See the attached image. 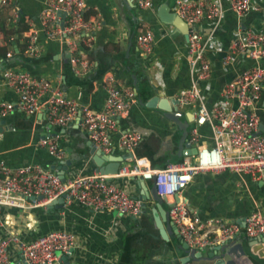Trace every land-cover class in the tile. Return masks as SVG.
<instances>
[{
    "label": "built area",
    "instance_id": "built-area-1",
    "mask_svg": "<svg viewBox=\"0 0 264 264\" xmlns=\"http://www.w3.org/2000/svg\"><path fill=\"white\" fill-rule=\"evenodd\" d=\"M135 3L145 8L151 0H135ZM0 6L9 7L8 21L13 23L19 12L14 0H0ZM225 7L239 19L246 11L257 10L259 4L256 0H175V13L188 25L202 19L216 24ZM85 8L84 0H43L38 26L27 18V28L20 31L19 40L25 42L23 53L29 57L40 56L42 42L37 34L40 31L43 37L63 45L73 72L86 74L89 60L79 49L90 44L92 31L99 22L92 15H85ZM10 37L0 32V45ZM151 42L149 28L142 29L135 39L143 53L150 51ZM211 44L217 47L211 29L205 34L197 29L188 31L185 55L189 83L174 94L177 107L191 112L193 124L187 140L196 146L195 153L157 167L147 156L132 154L140 136L134 130H126L118 135L117 144L131 153L132 160L123 158L116 173L110 175L95 170L73 173L61 180L57 171L38 162L8 165L0 159V211L25 212L63 195V203L75 200L93 210L113 209L135 216L141 212L142 198L128 193L114 179L136 176L151 180L155 194L168 202V218L188 248L201 249L230 240L237 231L236 223L217 217L200 219L195 212L187 210L179 193L193 175L203 171L247 173L255 179L264 176V130L258 127L255 112L258 99L264 93V66L257 62L264 58V18L259 27L236 28L221 58L222 65L240 55L254 62L226 81L219 90L220 99L209 107L202 86L210 77L211 64L206 51ZM12 53L8 47L4 58L0 57V84L13 90L15 100L0 99V119L18 108L29 114L42 113L48 125L76 121L93 147L108 152L110 134L116 129L118 119L125 115L133 93L120 88L104 73L101 77L106 90L103 104L100 108H91L65 94L57 81L14 66V60L10 59ZM231 101H234L232 105ZM261 109L264 115V101ZM203 124L209 129L208 141L201 138L199 126ZM37 144L57 159L64 155L57 134H45L38 138ZM9 221L10 216L0 212V264H52L56 251L66 253L74 243L75 236L70 230L50 227L25 235L8 227ZM243 222L247 236L264 235V211L259 206L244 215Z\"/></svg>",
    "mask_w": 264,
    "mask_h": 264
},
{
    "label": "crops",
    "instance_id": "crops-1",
    "mask_svg": "<svg viewBox=\"0 0 264 264\" xmlns=\"http://www.w3.org/2000/svg\"><path fill=\"white\" fill-rule=\"evenodd\" d=\"M84 1L85 15H92L99 23L92 31L90 44L79 49L89 60L87 73H78L82 78L79 83L64 85L63 63L67 61L68 53L61 43L43 37L40 31L37 33L42 42L40 57L45 58L39 63L13 59V65L57 81L65 94L75 98L78 103L95 109L102 106L106 95L101 77L104 73L110 75L115 84L122 89H129L134 98L125 115L118 119L116 129L111 132V149L106 153L128 154L129 151L118 146L117 137L123 131L134 130L140 138L132 154L147 156L157 167L166 162L182 160L185 154L181 153L183 146L179 148L177 145L180 138V134L176 132L178 126L165 116L167 110L163 107L171 106L164 96L166 81L175 79L183 69L180 87L189 83L184 25L174 26L161 20L157 10L165 0H151V4L145 8L137 7L135 0ZM256 1L259 8L255 11L264 9V0ZM14 4L38 26V14L43 0H14ZM172 8L175 12V2ZM8 12L9 7L0 6V20L6 22ZM243 15L237 19L225 7L218 23L213 24L206 19L199 22L202 34L207 33L210 27L211 34L217 41V47L208 45L206 51L211 72L202 88L206 105L209 107L220 99L219 90L222 85L254 62L253 59L240 55L225 65L221 63L223 53L239 27L238 23L243 20ZM262 20L263 17L251 16L245 26L259 27ZM234 21H237L235 28ZM219 26L224 29L222 33L217 29ZM144 28H149L152 32V44L148 53L141 52L135 44L136 36ZM257 62L264 66V58L258 59ZM95 69L103 74L93 77ZM151 96H155L157 102L153 106L146 105V100ZM0 99L13 101L15 94L11 88L0 84ZM180 110V119L185 120L184 113L188 111ZM0 120V159L6 164L38 162L57 173L62 172L64 177L73 173L95 171L96 166L87 145L89 139L76 121L60 126L48 125L42 113L29 114L18 108L12 109ZM199 131L201 138L208 141V126H199ZM45 134H57L58 143L64 149L61 158L51 156L37 144L38 138ZM173 153L177 154L175 160H171ZM128 158L125 161L132 160ZM66 159L69 160L68 164L65 163ZM63 164H66L64 168ZM114 180L124 186L131 195L138 196L141 189L146 195L142 198L145 211L141 210L134 216L118 213L113 209L93 210L70 200L67 203L61 202L60 206H48L47 203L29 208L25 212L13 209L0 212L10 216L8 227L23 231L25 235L50 227L72 231L75 236L72 247L66 253L56 251L57 257L52 264H115L123 244L127 247L128 243L127 264H184L181 258L186 252L181 245V238L168 218V202L165 199H159V203L164 210L165 217L161 224L167 238L160 235L153 222L155 217L159 216L160 208L155 206L157 199L150 195L151 180L136 176L115 177ZM141 180L147 193L144 192ZM179 196L185 201L187 210L195 212L200 219L217 217L237 224V231L233 233L231 240L241 243L242 246L231 253L234 264H239L233 257L238 253L244 258L240 264H264V256L250 251L247 244L249 236L243 229L244 215L255 206L264 211V176L255 179L247 173L236 174L227 170L203 171L192 176ZM25 229L29 230L25 232ZM216 244L222 245L223 250L227 246L226 243ZM214 245L199 250L202 255L208 251L215 252ZM214 261L189 259L188 263L214 264Z\"/></svg>",
    "mask_w": 264,
    "mask_h": 264
},
{
    "label": "water",
    "instance_id": "water-1",
    "mask_svg": "<svg viewBox=\"0 0 264 264\" xmlns=\"http://www.w3.org/2000/svg\"><path fill=\"white\" fill-rule=\"evenodd\" d=\"M175 0H165L158 8L157 12L159 17L161 18V20L165 21V22H169L171 24H173L174 26H182L183 27V36L185 39H187V33L190 29H199L202 30L200 27V23H192L190 25L186 24L181 18H179L178 15L175 14V12L173 11L172 5L174 4ZM61 15H63V12H59ZM251 16H257L259 18H264V9L260 10V11H255V10H249L246 11L243 15V20L240 21L239 27L240 28H245L246 24L248 23V21H250ZM223 26V25H221ZM219 26L217 29L219 31V33L223 32V27ZM237 26V21H234L233 24V28H235ZM227 28V27H226ZM211 28L209 27V30ZM5 60L2 61V64H5ZM182 73H183V69L180 70L178 72V75L176 76V78L172 79L170 82L166 81L165 83V88H164V96L165 99L167 100L166 102L170 103L171 106H169V108H167L166 106H164L163 108H165L167 111L165 113V116L167 118H169L170 120H172L180 129H181V133H180V138L179 141L177 143V145L179 146V148H181V153L188 155L190 153H195L196 151V146L192 145L188 140H187V124L188 122H191L192 119V115L191 112L188 111L186 113H184L186 119L185 120H181L180 116L182 114V111L177 107L176 105V98L174 97V94L176 92V89L178 87H180L182 85ZM154 89V88H153ZM264 101V94L258 99L257 102V107L255 109L256 114L258 115V127L261 130H264V115L262 112V103ZM157 102V99L155 96H151L150 98H148L146 100V105L149 106H153L155 105V103ZM1 122V120H0ZM90 141H87V145L89 146V152L92 153V159L95 163V170L98 171L99 173L102 174H113L116 173V170L120 164V162L122 161L123 158H125L126 156L132 158V155L130 152H128V154H120V155H115L112 152L109 153H104L103 151H101L99 148H95L93 147L90 143ZM65 163L68 164L69 160L66 159ZM66 164L62 165V167L64 168L66 166ZM60 165H58L59 167ZM58 176L60 177L61 180H63L64 176L62 172H58L57 173ZM142 185L143 181L141 180ZM139 184V183H138ZM144 192L147 193L145 186H144ZM150 195L154 198L157 199V202L155 204V206L158 208H160L159 211V216L155 217V219L153 220L155 226L158 228V231L160 233V235L163 238H167L166 237V231L163 228L161 222L164 219L165 215H164V210L161 209L160 203H159V199H164V197H159L155 194L154 192V188L151 186L150 188ZM40 196V195H39ZM138 197L140 198H144L146 197L145 194H143V191L140 189L138 191ZM63 201V195H60L54 199H52L47 205L51 206V204H54L55 206H60L61 202ZM145 202L142 199V211H145L144 208ZM227 246L226 248L223 250V246L220 244H215L213 249L215 250V252L213 251H208L207 254L202 255L201 251L199 249H195V248H188L185 242H181V245L184 247L186 254L182 256L181 261L184 262V264H189L188 261L189 259L195 260V259H199V260H212L214 259V264H234V261L231 258V253L234 252L236 250V248L242 246L241 243H234L231 239L228 240L226 242ZM247 244L250 247V251L259 255V256H264V235H257L254 237H248L247 238ZM223 252V253H222ZM213 264V263H211Z\"/></svg>",
    "mask_w": 264,
    "mask_h": 264
},
{
    "label": "trees",
    "instance_id": "trees-1",
    "mask_svg": "<svg viewBox=\"0 0 264 264\" xmlns=\"http://www.w3.org/2000/svg\"><path fill=\"white\" fill-rule=\"evenodd\" d=\"M27 15H25L23 12L19 10L18 17L15 19V21L12 23L8 21V15L6 22L2 19L0 20V32L4 34L5 37L8 35L11 36L9 39H5L4 43L0 45V57L4 58V52L8 47H11L13 50L12 56L10 59H18L23 60L24 62L33 61L35 63L41 62L45 57H29L26 56L23 53V49L25 46V42L22 40H19V34L20 31L27 28ZM8 59V60H10ZM28 63V62H27ZM63 73L65 74L64 78V85L70 84V83H79L80 82V76L73 73L70 67V63L67 60L66 63H63ZM102 71L95 69V73L93 77H99L103 74ZM90 78V77H89ZM82 79V78H81ZM90 82V81H89ZM153 164V163H152ZM129 243L127 247L123 244V247L121 251L119 252V256L115 262V264H127V260L129 262Z\"/></svg>",
    "mask_w": 264,
    "mask_h": 264
},
{
    "label": "rangeland",
    "instance_id": "rangeland-1",
    "mask_svg": "<svg viewBox=\"0 0 264 264\" xmlns=\"http://www.w3.org/2000/svg\"><path fill=\"white\" fill-rule=\"evenodd\" d=\"M192 122H188V124H187V130H189V128L192 126ZM176 132L177 133H181V129L178 127V128H176ZM177 158V154L176 153H173V155H172V159L171 160H175Z\"/></svg>",
    "mask_w": 264,
    "mask_h": 264
},
{
    "label": "bare ground",
    "instance_id": "bare-ground-1",
    "mask_svg": "<svg viewBox=\"0 0 264 264\" xmlns=\"http://www.w3.org/2000/svg\"><path fill=\"white\" fill-rule=\"evenodd\" d=\"M233 257L239 264L242 262V259H244L239 253L235 254Z\"/></svg>",
    "mask_w": 264,
    "mask_h": 264
}]
</instances>
